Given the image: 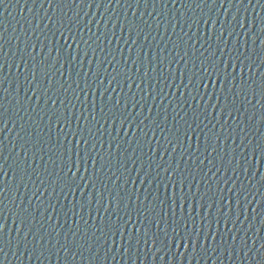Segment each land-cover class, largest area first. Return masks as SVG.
Segmentation results:
<instances>
[{"label": "water", "instance_id": "water-1", "mask_svg": "<svg viewBox=\"0 0 264 264\" xmlns=\"http://www.w3.org/2000/svg\"><path fill=\"white\" fill-rule=\"evenodd\" d=\"M7 7L0 5V33H2L6 39H11V42L15 45L17 43L16 37L19 36L20 41L25 40V34L30 33V38L33 42L37 39L42 41L45 44H48V41L44 39V33H47L48 39L52 41V44L57 42L63 43V40L60 38V33H56V37L53 38L51 32L48 31V28H51L52 25L49 22L48 27H45V23L40 19L44 16V10L39 7V0L34 4L33 0H5ZM131 3V7H129ZM264 0H261V3H257V0H252V4H248V0H244V3L234 4L232 7H229L227 3L224 4L223 8H227L228 12L225 13L223 8L217 11L213 9L211 13H208V9H204L203 15L205 18L208 15L211 16L213 20L227 21L231 18L232 15H238L241 19V22L246 21L245 26L250 30L249 35H252L254 32H259L262 26H264ZM80 7L84 8V12H88V16H84V12H80L81 17H83V23H86L88 20L93 21L90 25L92 28V33H95V36L92 33H89L87 29L83 32L77 31L76 28H73V31L76 32V38L79 40L83 37V40L87 41L88 44H91L93 48L96 47V44H100V48L103 49V52L100 49L96 51V57L99 58V61H106L103 66H100L99 61L96 57L91 55L89 50V56L83 57V45L80 49H77L73 52V55L81 53V59L83 61V68L80 64H75L74 67H70L66 60L61 58V63L63 67H60V64H57L53 68V72L56 73L52 77V84L49 85L46 80L43 87L48 88L49 91L47 95L43 93V89L37 87V92L34 95L32 92H27V96L31 97V100L26 98L25 89L29 87L27 82L24 79L25 72H22L20 69L16 68L15 65L9 68L8 64H11L13 60L19 61V56L21 53L16 49L5 48V51L8 52V57L5 59V63L2 72H0V79H4V86L9 88L8 93H4L3 101V110H6L7 115L5 120H8L7 129L3 133H0V141H3V156L0 157V163H3L4 170L8 172V176L4 177L5 184H12L13 182L20 184L19 192H16L13 188L12 192H8L7 188L5 189L4 199V215L7 217V227L4 231L5 239L9 238V233L11 236H15V229L19 225L20 218L13 213H16L15 205L12 203L13 198L15 199V204H21L22 206H28L29 201H31V207H29V212H32L36 215V220H39L40 223L44 224V228L48 231H52L53 242L57 239L55 233H60L59 239L63 242V234L68 233L69 239L71 240V232H75L77 227L81 231L85 228V220L88 224H93L94 221L89 219L88 212L91 210L92 214L95 216V206L89 209L87 206L81 210L79 204L83 202L82 194L80 192H68L65 189V194H59L60 188L57 187L56 193H53L51 196L48 195L51 192V187L48 188V191H44L43 187L40 188V192L44 194L40 196V200L44 201V204L41 205L40 201L36 199L32 194L35 192L37 195H40V192H37V187L40 186V180L45 179L51 181V177H48L44 171L47 167L48 171L53 172V167L51 162L48 160V155H44L41 159V153L36 152L35 158H33V152L35 151L31 145H28V165H24L17 158V150L22 141L18 138L17 133L21 136H25V139H32L35 142L37 133H40V138L47 140V135L49 133L48 127V115L55 106L51 104V99L57 100V105L61 100L68 105L67 109H62L65 111L68 117L72 121V129H76L77 124L79 123L82 127L87 129L92 127V131L96 132V128L100 125H103V128L100 129V132H97L96 135L101 137L103 140V147L100 145L99 140L95 138L89 140V146L91 143L95 142L96 147L100 150L99 156H97V167L101 162L111 161L113 168H118L119 163L123 162L129 155L133 159H136V156L140 154L141 148L137 147V140L142 142L143 148V164L144 169H148V162L152 155H155L158 152L164 151V146L167 142L164 140V134L169 133L170 131L174 132L177 126V121L179 122L181 140L184 146V149L191 151V148H196L199 145V152L193 153L191 157L188 155V151L184 152V156H181L182 149L176 147L175 151L172 150L171 146H168V152L171 153V156L165 154L163 160L169 161L172 160L173 165L176 162H179V170L183 173L184 177L187 179L184 182L182 189L183 194L186 196L187 203L184 204L185 214L189 210V206L193 208L194 215L197 217V222L193 227H201L202 221H200V216H205L206 214L211 216L212 231L216 232L215 241L213 246L220 241L221 236H224L225 239H230L228 236L229 230L232 233L236 232V229L232 227L231 224L225 226L223 219H221L220 224H216V219H218V214H215V208L219 206L222 201H220L221 195L225 199L232 197L231 202L233 203V218L235 217L236 212H241L240 220L243 221V225L240 227H247L248 223L251 222L253 225V230L247 233L249 238V244L253 243L255 240L256 248L251 252H248V256L244 257V252L240 251L237 248L236 252H233L231 258L228 254L222 253L219 257L215 254H193L195 258L181 259V264H257L261 260L259 251H264L260 248L261 237H264V223L261 221L264 220V155L260 153L257 149L254 153L251 149L260 143H264V122L260 120V115L264 112V108H261V104L256 103L257 99H260L257 95L256 99H252L249 96V99H252V103L256 104L255 109H253L247 102L244 100L243 95L237 98L236 107L240 109V113L233 112V115L236 116V119L240 121L239 127L237 126L236 121L232 120L231 117L227 118L225 122L224 113L211 112L208 119L204 118V115H200L199 120H195L193 115V110L197 107V101L200 103V107L203 108L204 101L200 100V97L192 90V85L184 87L188 83V78L191 75L193 60L190 59L193 48L191 46H186L183 41H188V35H193V39L197 40L195 44L196 56L199 57V53L203 52L205 56L209 52L214 51L216 47V35L218 34V25H213L211 20H209L208 25H204L202 22L200 25L193 23L192 28L189 29L188 24L191 23L194 19H199L202 15L201 9L197 8L195 4L188 8L187 6H180L179 0L178 3L173 5L169 4L168 7H164L162 3H157L155 6L149 3L147 5L141 3L137 6L136 3L132 0H120V3L117 4L116 0H113L112 4H108L107 0H98L97 3H93L91 8H88L87 5H82L78 7H72L70 5H64L63 9L60 6L53 5V8L49 10V14L52 15L54 20H59L63 13H67L68 17H72L74 12L79 11ZM47 8V5H45ZM239 8V13L236 12V9ZM71 9V10H70ZM245 9H247L245 11ZM135 13V15H133ZM151 13V15H149ZM163 17V19H162ZM170 21V23H169ZM235 23V21H232ZM39 24V28H37ZM129 24H132L135 27L134 31L129 30ZM171 24L175 25V28L171 27ZM150 26V27H149ZM33 29H36L33 31ZM183 29V31L181 30ZM42 30V31H41ZM241 32V36L244 35L243 31L237 29ZM188 33V35H185ZM211 35L212 40L207 41V37ZM89 36L92 38L89 39ZM96 36L100 37L99 41H96ZM226 38L229 40V47H232V38L227 37V32L225 33ZM199 37V39H197ZM239 39V38H237ZM247 39V37H245ZM255 39V36H253ZM95 41V43H94ZM71 42V41H70ZM203 43V47H201ZM191 42H189V45ZM209 44L212 45L209 48ZM253 49V58L255 59V64L252 67V73H249L246 69L244 71L245 77H251L247 79V84L251 85L257 90L260 87L262 73H264V63L260 59V44L259 41H256V45H251ZM130 46V47H129ZM51 47V45H49ZM223 47V45H221ZM73 49H76V45L73 44ZM207 49V51H205ZM47 51V49H45ZM184 51L189 52V57H185L188 60L187 67H185L183 61L179 64L173 62L171 66L169 61L180 60V56H183ZM12 52H16V56L12 57ZM179 52L180 55H176ZM40 46L37 45V49L33 53L36 55L37 61L40 59ZM217 56H220V53L217 52ZM114 57V58H113ZM223 59L228 58L227 49H225V54L222 57ZM91 59V65L87 62ZM163 60V65L158 63V60ZM202 59V57L200 58ZM200 59H196L195 62L197 66L200 64ZM126 61V63H125ZM247 63V62H246ZM259 65V67H257ZM29 67H31V61L29 62ZM23 68V65H21ZM91 68V70H89ZM115 68V71H113ZM139 69V72H137ZM155 69V71H153ZM58 70V71H57ZM191 70V71H189ZM211 71V69H209ZM147 71L148 76H143V73ZM161 71L163 75H161ZM184 71L185 75L180 76V72ZM60 72L64 73V76L71 77L68 80H65L60 76ZM79 72L80 75L77 76L76 73ZM99 73L100 79L105 82L103 85L97 82V78L94 73ZM117 72L120 75L117 77L119 80L120 86H117L114 81L111 86L107 84V79H110L111 76L116 75ZM237 73V79L239 80L240 70L237 68L235 70ZM85 73L87 75H85ZM126 75H131L135 81L140 85V88H136L135 83L132 81L125 80ZM167 78V79H165ZM29 79L31 76L29 75ZM85 80H88L91 84V87H85ZM183 80V83H181ZM81 84L83 92L80 89L75 88V82ZM255 81V83H253ZM63 84L64 87L68 88V92L64 93L60 85ZM129 84H131V89H129ZM171 87H168V85ZM71 85V87H69ZM33 86H36V81H33ZM219 88V84L216 85ZM108 88L109 92H105V89ZM112 88H115V91H111ZM163 88L164 92L168 93V97L161 98L160 89ZM75 89V91H73ZM144 89V92L147 95H144L140 91ZM204 91V89H201ZM208 92H212V85L209 84ZM135 93V100L140 101L141 104H147L151 107L149 112L147 108L143 110V116L138 117V119H144L145 124H148L149 121H154L159 123L161 128L165 129V133L161 134L159 130L156 131V136L159 137L160 144L158 145L156 139L152 140V148L156 151L154 153L148 152V143L144 141L142 134L138 129L135 131L133 128H127L125 131H117L120 128L118 122L113 123L111 120L108 123L102 119L101 108L105 112L111 108V105L115 102L116 99H120L121 107L125 103V100L129 102V107H131L132 94ZM86 94V95H85ZM109 94L111 95V100H109ZM79 96V100H76L75 97ZM143 96V99L141 97ZM192 96H196V100L192 99ZM39 97V99H37ZM207 99V97H205ZM231 99V97H230ZM20 101L17 104V101ZM45 101H48L45 103ZM71 101V104L69 103ZM187 101V103H185ZM264 103V100L261 101ZM72 104L75 107H72ZM27 108V112H24L21 109ZM182 106V107H181ZM93 108L95 111L93 112ZM17 109H20L17 113ZM115 111V109H113ZM134 111V110H133ZM177 113H179L177 115ZM253 113L255 115L253 116ZM95 115L99 124L95 121L92 124H88L85 120H91V116ZM22 116L23 119H19ZM43 116V120H40V117ZM165 116L167 120L165 121ZM253 116L252 128L247 137H244L243 144H241V137L243 136L240 133V127H244L245 131H248L247 117ZM11 117V119H9ZM31 117V118H30ZM79 117V121L76 119ZM33 120L40 125V128H36L33 124ZM195 120V122H193ZM209 120H212V123H209ZM15 121V124H13ZM185 121L192 123V127L195 130V134L192 132L188 133L190 139H186L183 136L184 129L186 127ZM202 121V122H201ZM54 125V118L52 121ZM155 123L151 126L155 128ZM212 124H215V128H212ZM23 125L25 131L20 130V126ZM92 125H95L94 127ZM197 125L199 127L197 128ZM205 125H208L206 128ZM223 125V128L221 127ZM3 127V125H0ZM10 129V131L8 130ZM40 129H43V132H40ZM116 129V130H114ZM209 129H212L210 132ZM68 130L67 127L65 129ZM145 131H148L145 128ZM25 132L31 133V137L25 135ZM111 133V136H109ZM208 136V143L212 148L216 150L211 152V155L208 152L204 151L205 148V135ZM215 133L220 137V142H216ZM231 134V135H230ZM50 135L55 140L57 135L56 127L53 126L50 132ZM87 136V132L85 131ZM148 135L152 136V132L148 131ZM112 137H116L115 140ZM78 138V137H77ZM169 139H172V136H169ZM130 141V144H129ZM111 142L113 144L114 151L111 152L109 156L108 144ZM121 145L120 148H116V144ZM175 143V140H173ZM247 146L245 152H241L240 148ZM14 145L16 147H14ZM36 147H42V145L37 144ZM127 149V151H124ZM133 149H136V154H133ZM45 151H47L45 149ZM83 154V147L80 149ZM211 151V148H209ZM247 155V163H245L244 156ZM100 156L103 157V161H100ZM207 157V159H205ZM6 158V159H4ZM200 160H204L203 164H200ZM208 160H212V164H208ZM229 161H232L229 163ZM140 163V161H138ZM161 163L159 156L156 157V160L153 162L151 171V176H155L158 169H156V164ZM20 167H27V174L24 175L23 183H21L19 176H15L13 180H9V176H13V171L17 168V165ZM131 167V165H129ZM219 168V172H217ZM233 168H236V172L232 171ZM35 169V172L33 171ZM211 169V171H209ZM247 170L246 172L244 170ZM89 171H92L91 167ZM123 171V169H121ZM216 173L215 176L212 173ZM119 174V173H118ZM29 175L31 180H29ZM100 176L106 179L107 174L101 170L99 173ZM131 177L129 180V185L126 186L127 190L133 193V201L129 203L128 209L131 211L133 218L136 217L135 209L139 206L140 201H135V195L139 194L141 200L146 194L153 193L159 195L161 199L165 198V188L164 184L168 181L166 174L161 172L160 177H157V180H153L151 184H148L146 181L151 179V177H145L143 171L140 172V179H137V173L132 171L131 173H124V177ZM193 176L195 180L199 183L193 182ZM231 177V179H229ZM179 175H174L172 179L177 181V188L175 190V197H171L173 191L171 184L168 186V196L170 197L166 200L165 205L163 206L164 211L168 212V224H172L173 217L171 216L172 212V199H176L177 203H184L181 197V189L179 186ZM228 183H225V181ZM35 181V184L32 183ZM132 181H135V184H132ZM145 181V183H141ZM159 181V192L156 191V184ZM206 181V182H205ZM58 183V182H57ZM24 184H27V187H24ZM100 181L97 180V187H99ZM189 184H191V191H189ZM111 187V185H110ZM232 189V192L236 193L235 196H232V193L229 192V189ZM223 189V192L220 191ZM87 191V190H86ZM115 191V189H113ZM203 197V199H201ZM152 198L151 196L149 197ZM239 199V206L235 204V201ZM51 201L54 205L56 212H52V208H48V213L52 214V221L45 223L44 220H41V213H43L44 207ZM216 202V203H213ZM147 204V201H144ZM153 203L155 201L153 200ZM213 203V208H208L207 204ZM73 205L76 207L74 208ZM204 205V207H201ZM161 206L157 204L159 209ZM111 211V209H109ZM101 213L104 212V209L101 208ZM121 214L125 209H121ZM76 213L74 215L73 213ZM48 213H43L45 218ZM147 215V214H145ZM83 217V219H81ZM127 217H125L126 219ZM180 218V209L176 208V219ZM247 218V219H246ZM34 227H39V224H36L35 221L31 219V216L28 217ZM15 221V223L13 222ZM100 219L97 217L95 223H99ZM55 225V230H53L52 225ZM163 226V224H162ZM205 230H207L205 228ZM259 230V231H257ZM91 232V229H89ZM171 232V228H169ZM240 235H243L241 233ZM117 239H119L117 237ZM211 239V237H210ZM239 240V235L237 236ZM169 243L171 241L169 240ZM154 250V249H153ZM12 251H15L13 249ZM12 251H9L8 256L9 260L5 261V264H21L18 259L13 258ZM22 251V248H21ZM115 251V249H114ZM147 251V249H145ZM173 251H176L173 248ZM244 251H247L245 249ZM85 257H88V253L85 252ZM159 255V254H158ZM20 253L16 252V257L19 258ZM104 253L101 251L98 260H92L87 258L84 261H81L79 256L76 258L74 264H175L174 261L169 260L168 257H165L164 262L155 261L152 258L151 253L147 257L143 253L139 254V258L136 255H132L131 258L128 256L121 257L120 254L116 253V258L112 259V254L110 253L107 260L103 259ZM254 257V259H253ZM23 264H66L64 260V253H60V256L57 257L53 254L50 258L47 256L42 257L41 259H36L34 256L31 261L26 257L22 258Z\"/></svg>", "mask_w": 264, "mask_h": 264}, {"label": "snow or ice", "instance_id": "snow-or-ice-1", "mask_svg": "<svg viewBox=\"0 0 264 264\" xmlns=\"http://www.w3.org/2000/svg\"><path fill=\"white\" fill-rule=\"evenodd\" d=\"M37 0H33L35 4ZM98 0H39V7L44 10V16L40 19L45 23V27H48L49 22L52 27L48 28V31L51 32L52 37H56V33H60V38L63 40V43L57 42L56 44H52V41L48 39L47 33H44V39L48 41V44L43 43L39 39L33 42L30 38V33L25 34V40L20 41L19 36L16 37L17 43L14 45L11 42V39H6L5 36L0 33V72H2L5 63L8 57V52L5 51V48L8 49L16 48L21 55L19 56V61L13 60L11 64H8L9 68L15 65L16 68L20 69L22 72L27 70L24 75V79L29 85L26 92V98L31 100V97L27 96V92H32L34 95L37 92V87L43 89V93L47 95L49 89L44 88V82L51 85L52 77L56 75L53 72V68L57 64H60V67H63L61 63V58L66 60L70 67H74L75 64H80L81 68H83V61L81 59V53H77L73 55L77 49H80L83 45V57L89 56V50L91 51V55L96 57L97 49H100L103 52V49L100 48V44L97 43L96 47L93 48L91 44H88L87 41L83 40L81 37L79 40L76 38V32L73 31V28H76L77 31L83 32L85 29L89 33H92V28L90 25L93 21L88 20L86 23H83L81 27L83 17H81L80 12H84V8L80 7L79 11L74 12L72 17H68L67 13H63L59 20H54L52 15L49 14V10L53 8V5L60 6L63 9L64 5H70L72 7H78L82 5H87L88 8H91L93 3H97ZM108 4H112L113 0H107ZM128 2V0H125ZM132 2L136 3L139 6L141 3L147 5L149 3L155 6L157 3H162L164 7H168L169 4H177L178 0H132ZM116 3L119 4L120 0H116ZM227 3L229 7H232L234 4H243L244 0H179L180 6H187L191 8L193 4L196 5L197 8L201 9L202 15L199 19H194L191 23L188 24L189 29L192 28L193 23L196 25H200L201 22L204 25L209 24V20L213 25H218V34L216 35V47L214 51L209 52L207 56L204 55L203 52L199 53V57L196 56V52L198 50L195 49V44L197 40L193 39V35H188V41H183L186 46H191L193 48V52L191 57H189V52L184 51L183 56H180V60L169 61V65L173 62L179 64L183 61L185 67H187L188 60L185 57H189L193 60L192 69L195 71H191V75L188 78V83L184 85V87H188V85H192V90L200 97L201 101H204L203 108L200 107L199 101H197V107L193 110V115L195 120L200 119V115L203 114L205 119H208L211 112L224 113L225 122H227V118L231 117L232 120L236 121L237 126L239 127L240 121L236 119V116L233 115V112L240 113V109L236 107V100L238 97L243 95L244 100L249 104L253 109H255L256 104L252 103V99H256L257 95H259L260 99L256 100V103L261 104V108H264V103H261L264 100V78L261 79L260 87L257 90L253 88L251 85L247 84V79L251 77H245L243 74L245 69L252 73V67L255 64V59L253 58V49L249 45V41H251V45H256V41H259L260 44V59L262 63H264V26L261 27L259 32H254L252 35H249V29L245 26L246 21L244 23L241 22V19L238 15H232L230 19L227 21L213 20L210 15L207 18L203 15L204 9H208V13H211L213 9L219 11V9L223 8L224 4ZM257 3H261V0H257ZM248 4H252V0H248ZM0 5H3L5 8L7 4L5 0H0ZM47 5V8H45ZM129 7H131V3H129ZM264 7V4H262ZM71 10V9H70ZM224 12L227 13L228 9L223 8ZM247 9H245L246 11ZM236 12L239 13V8L236 9ZM135 15V13H133ZM151 15V13H149ZM84 16H88V12H84ZM163 19V17H162ZM264 21V17L261 18ZM232 21H235L233 23ZM170 23V21H169ZM150 27V26H149ZM171 27L175 28L174 24H171ZM37 28H39V24H37ZM237 29L243 31L244 35L241 36V32ZM36 29H33L35 31ZM129 30L134 31L135 27L132 24H129ZM183 31V29H181ZM42 31V30H41ZM227 32V37L232 38V47H229V40L226 38L225 33ZM95 36V33H92ZM255 36V39H253ZM247 37V39H245ZM92 37L89 36V39ZM239 38V39H237ZM199 39V37H197ZM100 37L96 36V41H99ZM212 40V36L209 35L207 37V41ZM71 41V42H70ZM189 42L191 44L189 45ZM95 43V41H94ZM40 46V59L37 61L36 55L33 53L37 49V45ZM73 44L76 45V49H73ZM51 45V47H49ZM223 45V47H221ZM203 43H201V47H203ZM130 47V46H129ZM212 45L209 44V48ZM47 49V51H45ZM225 49L228 52V58L223 59L222 57L225 54ZM207 51V49H205ZM217 52L220 53V56H217ZM176 55H180L179 52ZM16 56V52H12V57ZM202 57V59H200ZM99 61V58L96 57ZM114 58V57H113ZM200 59V64L197 66L195 60ZM31 61V67H29V62ZM89 65H91V59L87 61ZM247 62V63H246ZM106 61H99L100 66H103ZM126 63V61H125ZM158 63L163 65V60H158ZM23 65V68H21ZM259 67V65H257ZM240 70L239 80L237 79L236 69ZM211 69V71L209 70ZM91 70V68L89 69ZM58 71V70H57ZM115 71V68H113ZM155 71V69H153ZM139 72V69H137ZM61 77L65 80L70 79L71 73L69 76H64L63 72L59 73ZM29 75L31 79H29ZM77 76L80 75L79 72L76 73ZM85 75H87L85 73ZM97 78V82L103 85L104 80L100 79L99 73H94ZM120 75L117 72L116 75L111 76L110 79H107V84L111 86L115 81L117 86H120L119 80L117 77ZM161 75L163 72L161 71ZM185 75L184 71L180 72V76L183 77ZM143 76L147 77L148 72L145 71ZM262 77H264V73H262ZM167 79V78H165ZM125 80L132 81L135 83L133 77L131 75H126ZM33 81H36V86H33ZM183 83V80H181ZM255 83V81H253ZM85 87H91V84L88 80L84 82ZM209 84L212 85L213 91L208 92ZM219 84V88L216 85ZM131 84H129V89H131ZM136 88H140L138 83H135ZM63 89L64 93L68 92V88L64 87L63 84L60 85ZM71 87V85H69ZM168 87H171L169 84ZM75 88L80 89L83 92V88H81V84L77 81L75 82ZM204 89V91H201ZM75 91V89H73ZM111 91H115V88H112ZM144 95H147L144 92V89H140ZM105 92H109V89L106 88ZM4 93H9V88L4 86V79H0V101L4 99ZM161 98L168 97L169 94L164 92V89H160ZM86 95V94H85ZM249 96L252 99H249ZM207 97V99H205ZM231 97V99H230ZM39 99V97H37ZM51 104L55 106V108L50 112L46 113L48 115V127L49 133H45L47 135V140H43L40 138V133H37L35 142L32 139H25V136H21L17 133L18 138L22 141L19 145V149L17 150V158L21 161L22 164L28 165V145H31L32 148L35 149L33 152V158H35V153L40 152L41 159H43L44 155H48V160L51 162L54 173L48 171L47 167H45L44 171L48 177H51V181H47L45 179L40 180V186L37 187V192H40V188L43 187L44 191H48V188L51 187V192L48 193L51 196L53 193H56L57 187L60 188L59 194H65V189L68 192H80L82 194L83 202L79 204L81 210H83L86 206L91 209L95 206L96 215L94 216L89 210L88 216L89 219L93 220V224H88L87 220H85V228L83 231L79 227H77L75 232H71L72 239H69V234H63V242L58 238L60 233L56 232L55 235L57 239L53 242V232L48 231L44 228V224L40 223L39 220H36V215L32 212H29V207H31V201H29L28 206H22L21 204H15V199L13 198L12 203L15 205L18 211L13 213L20 218L19 225H17L15 232V236H11L9 233V238L5 239L4 231L7 227V217L4 215V199L5 189L7 188L8 192H12L13 188L16 192L20 190V184L13 182L12 184H5L4 177L8 176V172L4 170L3 163H0V264H5L6 260H9L8 253L12 251L13 258L18 259V261L23 264V259L26 257L29 261L35 256L36 259H41L42 257L47 256L50 258L53 254L57 257L60 256V253H64V260L66 264H74L76 258L79 256L81 261L86 260L87 258H91L92 260H98L101 251H103L104 256L103 259L107 260L109 254H112V259L116 258V253L118 252L121 257L128 256L131 258L132 255H136L139 258V254L143 253L145 257L151 253L153 260L164 262L165 257L167 256L169 260L175 262V264H181V259L184 258L185 261L187 259L195 258L193 254H215L219 257L222 253H227L229 258L233 252L237 251L239 248L240 251L244 252V257L248 256V252H251L254 248H256L255 240L253 239V243L249 244V238L247 233L253 230V225L251 222L248 223L247 227H240L239 225H243V221L240 220L241 212H236L235 217L233 218V203L231 202L232 197L230 196L228 199H225L223 195L220 197V201L222 203L219 204L218 207L215 208V214H218V219H216V224L219 225L221 219H223L225 226L231 224L233 228L236 229L235 233H232L229 230L228 236L230 239H225L224 236H221L220 241L213 246L215 241L216 232L212 231V223L211 216L205 215L200 216L199 219L202 221L201 227H193V225L197 222V217L193 214L194 209L189 206V210L187 214H185L184 204L187 203L186 196L183 194L182 189L184 186V182L187 177L183 176V173L179 170V162H176L173 165L172 160L164 161L163 157L165 154L171 156V153L168 152V146L172 147V150L175 151L176 147H180L182 149L181 156H184V152L188 151L184 149L181 135H180V127L179 122L177 121V126L175 131H170L167 134L165 133V129L161 128L159 123H155L154 121H149L148 124H145L144 121L148 119V117H144V119H138V117L143 116V110L145 108L148 111H151V107L146 103L141 104L140 101L135 100V93L132 94L131 107H129V102L127 99L125 103L121 107L120 99H116L115 102L111 105V108L107 112L101 108L102 119L105 123H108L111 120L113 123L118 122L120 128L117 130L125 131L127 128L136 129L142 134L145 142L148 143V152L154 153L156 150L152 148V140L156 139L157 144H160L159 137L156 136L157 129L161 134H164L163 138L167 142L164 146L163 152H158L155 155H152L148 162V169H144V164L142 157L144 155L142 142L137 140V147L141 148V152L136 156V159H133L131 155H129L123 162L119 163L118 168H113L111 161L101 162L99 167H97V156H99V149L96 147V143L93 142L89 146V140L95 138V140L100 141L101 147H103V140L101 137L96 135L97 132H100V129L103 128V125H100L96 128V132L92 131V127H88L85 129L79 123L77 124L76 129H72V121L68 117L65 111L62 109H67L68 105L64 103L63 100L59 102L57 105V100L51 99ZM76 100H79V96L75 97ZM143 99V96L141 97ZM192 99L195 101L196 96H192ZM109 100H111V95L109 94ZM48 101H45L47 103ZM20 101H17L19 104ZM71 104V101H69ZM187 103V101H185ZM72 107H75L72 104ZM182 107V106H181ZM21 109L24 112H27V108H23L21 105ZM115 109V111H113ZM134 110V111H133ZM20 109H17V113H19ZM93 112L95 109L93 108ZM179 113H177L178 115ZM243 115V113H240ZM7 115L6 110H3V103L0 102V133H3L5 129H7L8 120H5V116ZM255 113H253V116ZM253 116L247 117L248 124L246 125L248 131H245L244 127H240V133L243 134L241 137V144H243L244 137H247L252 128V120ZM31 118V117H30ZM43 116L40 117V120H43ZM54 118V125L52 123ZM11 119V117H9ZM19 119H23L22 116ZM79 121V117L76 118ZM165 121L167 117L165 116ZM85 120L88 124H92L95 121L99 124L97 117L95 115L91 116V120ZM195 120L193 122H195ZM260 120L264 122V112L260 115ZM202 122V121H201ZM155 123V128L151 125ZM209 123H212V120H209ZM15 124V121H13ZM33 124L36 128H40V125L33 120ZM185 129L183 132V136L186 139H190L188 136L189 132L195 134V130L192 127V123L185 121ZM55 126L57 130V135L55 140L50 135L52 127ZM93 127L95 125H92ZM215 124H212V128H215ZM67 127V131L65 130ZM199 125H197V128ZM207 128L208 125H205ZM223 128V125H221ZM145 128L148 131L152 132V136L148 135V131H145ZM10 131V129H8ZM21 131H25L23 125L20 126ZM116 130V129H114ZM85 131L87 132V136L85 135ZM211 132L212 129H209ZM40 132H43V129H40ZM25 135L31 137V133L25 132ZM205 148L204 151L208 152L211 155V152L215 151V148H212L208 143V136L205 133ZM215 136L216 142H220V137L213 133ZM231 135V134H230ZM111 136V133H109ZM169 136H172V139H169ZM78 137V138H77ZM113 140L116 137H112ZM175 140V143H173ZM42 145V147H36V145ZM130 144V141H129ZM3 141H0V157L3 156ZM14 147H16L14 145ZM83 147V154L80 149ZM116 148H120L121 145L119 143L116 144ZM240 148V151L245 152L246 145L241 147L239 144L237 145ZM211 148V151H209ZM45 149L47 151H45ZM109 156H111V152L115 149L113 148V144L109 142L108 144ZM188 151L189 157L192 156L193 153L199 152V145L196 148H191L189 145ZM259 150L262 155H264V143H260L255 145L251 151L254 153L256 150ZM127 151V149H124ZM133 154H136V149H133ZM159 156L161 159V163L156 164V172L155 176H151V169L153 162L156 160V157ZM6 159V158H4ZM207 159V157H205ZM245 163H247V155L244 156ZM100 161H103V157L100 156ZM140 161V163H138ZM232 161H229L231 163ZM204 160H200V164H203ZM212 160H208V164H212ZM131 165V167L129 166ZM91 167L92 171H89ZM123 169V171H121ZM103 170L104 173L107 174L106 179L99 175V173ZM13 171V176H9V180H13L15 176H19L21 183H23L24 175L27 174V167H20L17 165V168ZM35 172V169H33ZM135 171L137 173V179H140V172L143 171L145 177H151L146 182L151 184L153 180H157V177H160L161 172L167 175L169 178L168 181L164 184L165 188V198L161 199L159 195H155L153 193H148L146 190V194L143 197V201L141 200V196L139 194L135 195V201H140L139 206L135 209L136 217L135 219L132 216L131 211L127 210L129 203L133 201V193L128 191L126 186L129 185V180L131 177H124V173H131ZM211 171V169H209ZM232 171L235 173L236 168H233ZM247 171L246 169L244 170ZM217 172H219V168H217ZM119 173V174H118ZM174 175H179L181 178L179 179V186L181 189V197L180 199L184 201V203H177L176 199H172V212L171 216L173 217L172 224H168V212L164 211L163 206L170 197L168 196V186L171 184L173 189L171 193V197H175V190L177 188V181L172 179ZM213 176L216 173H212ZM231 179V177H229ZM29 180H31V176L29 175ZM97 180L100 181L99 187H97ZM58 182V183H57ZM193 182L199 183L195 180L193 176ZM206 182V181H205ZM35 184V181H32ZM141 183H145V181H141ZM225 183H228L226 180ZM132 184H135V181H132ZM111 185V187H110ZM24 187H27V184H24ZM159 181L156 184V191L159 192ZM115 189V191H113ZM87 190V191H86ZM189 191H191V184H189ZM223 192V189H220ZM229 192L232 193V196H235L236 193L232 192V189H229ZM43 192H40V195L37 193H33L32 195L36 197L37 200L40 201V204L43 205L44 201L40 200V196L43 195ZM152 197L151 199L149 197ZM203 199V197H201ZM153 200L155 203H153ZM147 201V204L144 203ZM216 203V202H213ZM213 203L207 204L208 208H213ZM157 204L161 207L158 209ZM235 204L239 206V199L235 201ZM75 208L76 206L73 205ZM180 209V218L176 219V208ZM204 207V205H201ZM48 208H52V212H56L54 205H52L51 201L44 207L43 213H48ZM101 208L104 209V212L101 213ZM111 209V211L109 210ZM121 209H125L123 214H121ZM41 213V220H44L45 223L52 221V214L48 213L46 218L44 214ZM76 215V213H73ZM147 214V215H145ZM31 216V219L39 224V227H34L29 221L28 217ZM99 217L100 222L95 223ZM125 217H127L125 219ZM83 219V217H81ZM247 219V218H246ZM15 223V221H13ZM264 223V220L261 221ZM163 224V226H162ZM53 230H55V225H52ZM169 228H171V232H169ZM205 228L207 230H205ZM91 229V232H89ZM259 231V230H257ZM243 233V235H240ZM239 235V240L237 236ZM117 237L119 239H117ZM211 237V239H210ZM260 248L264 249V237H261ZM169 240L171 243H169ZM22 248V251H21ZM173 248L176 251H173ZM115 249V251H114ZM147 249V251H145ZM154 249V250H153ZM247 249V251H244ZM16 252L20 253L19 258L16 257ZM85 252L89 255L85 257ZM159 254V255H158ZM259 255L261 256V260L257 262V264H264V251H259ZM254 259V257H253ZM10 264V262H9ZM134 264V262H133Z\"/></svg>", "mask_w": 264, "mask_h": 264}]
</instances>
